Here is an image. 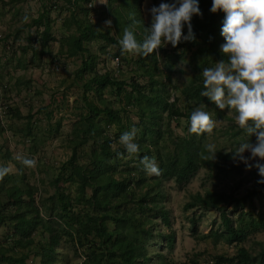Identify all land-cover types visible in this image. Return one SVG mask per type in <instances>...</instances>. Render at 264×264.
<instances>
[{
    "label": "trees",
    "instance_id": "1",
    "mask_svg": "<svg viewBox=\"0 0 264 264\" xmlns=\"http://www.w3.org/2000/svg\"><path fill=\"white\" fill-rule=\"evenodd\" d=\"M58 1L48 0L36 17L23 24L30 30L35 26L25 39L34 54H44L58 41L61 55L79 60L68 86L78 90L80 111L64 137L70 155L47 186L43 178L26 172L6 139L2 143L5 127L0 125V167L10 169L0 180V264H70V251L73 257H81L80 264H177L162 251L172 247L174 239L164 182L171 180L180 188L206 167L229 177L239 188L245 171L243 163L233 161L232 154L222 149L216 148L215 160L207 161L211 154L206 133L197 136L189 131L190 114L196 108L208 112L214 121L236 122L235 110L221 111L200 95L203 69L215 67L220 60L227 63L220 51L225 43L220 34L225 14L210 12L212 0H199L202 16L191 19L195 40L182 41L175 48L169 43L159 49V55L141 57L122 52L119 41L127 27L143 41L151 19L144 18L142 0H107L111 28L92 20L91 0H63L69 6L62 20L66 34L56 39L50 11L59 6ZM161 2L170 0H152V7ZM183 34H187L186 26ZM7 36L15 41L19 33L11 31ZM112 49L119 59L117 67L107 65ZM183 61L189 73L180 82ZM21 64L18 60L16 66ZM11 79L0 71V103L6 105V82ZM42 110L51 117L47 106ZM6 112L26 120L22 127L10 123L8 128L31 140V151L37 150L45 139L35 133L34 114L30 111L21 117L18 106H9ZM61 122L46 128L49 136H57ZM132 128L137 130L140 151L128 157L119 138ZM244 133L238 127L230 136ZM250 141L255 144L256 137ZM145 155L155 158L159 176L144 170L140 159ZM252 171L253 184L241 195L209 188L190 194L184 210L218 212V223L206 233H200L198 220L190 217V234L226 249L210 253L205 261L192 257L181 264H264V242L246 245L252 234L264 230V213L258 209L264 184L257 183L258 170Z\"/></svg>",
    "mask_w": 264,
    "mask_h": 264
},
{
    "label": "clouds",
    "instance_id": "2",
    "mask_svg": "<svg viewBox=\"0 0 264 264\" xmlns=\"http://www.w3.org/2000/svg\"><path fill=\"white\" fill-rule=\"evenodd\" d=\"M107 4L106 0L100 2ZM151 23L144 28L146 35L142 42L136 39L131 27L123 30L119 44L122 52L147 57L158 54L159 49L171 44L172 47L182 41H193L195 35L191 19L202 16L199 0H170L161 2L149 10ZM211 13L223 12L224 20L221 36L225 43L220 51L227 56L216 62L215 67L204 68V90L202 97L208 98L216 107L224 111L235 110L236 121L248 138L256 137V143L243 142L235 150H225L231 153L233 161L243 163L246 170L256 168L261 177L257 181L264 184V0H212ZM139 24L140 21H133ZM110 19L104 21V28H111ZM187 34H183L184 27ZM104 28L98 30L103 31ZM216 127V121L202 108H196L190 114V133L197 136L211 134ZM136 129L124 132L119 143L126 150L128 157L138 156L140 147L136 142ZM210 157L215 160L213 145L208 146ZM248 152L250 155H244ZM117 155L123 158L121 153ZM17 159L26 167L35 168L36 160L18 155ZM144 170L149 175L159 176L161 170L153 157L143 156L140 159ZM8 167H0V180L8 175Z\"/></svg>",
    "mask_w": 264,
    "mask_h": 264
},
{
    "label": "rangeland",
    "instance_id": "3",
    "mask_svg": "<svg viewBox=\"0 0 264 264\" xmlns=\"http://www.w3.org/2000/svg\"><path fill=\"white\" fill-rule=\"evenodd\" d=\"M140 7L143 12L144 18L147 21L150 20L151 16L148 10L152 7V0H142ZM6 17L7 21L10 22L8 27H15L13 30L16 31V25H18L19 18L16 15ZM114 52V49L110 51L112 56L110 59H108L107 62V65L109 67H112L113 65L114 67H117V65L113 61L115 57ZM58 61L63 64L62 71L59 73L65 74V76L68 71H70L73 66L76 65V63L74 62L75 60L68 59L49 62L48 67H50L51 71L44 73L42 77L41 75H38L44 81L43 84L46 85V90L51 89L53 84L59 79L56 77V73L58 72L56 70L59 68V64H57ZM53 64L55 65V67H52ZM179 66L180 68L182 67L185 70V73L178 74L179 81L183 82L186 79L189 70L185 61L180 62ZM5 75L9 77L8 74ZM6 85L9 92V99L6 101L8 107H21L20 113L21 117H23L28 113L27 107L29 106L30 100L28 96L24 94V92L31 93V91L33 90L36 91L37 88L34 89L31 85L28 86V84L24 83V81L22 80L21 83L7 81ZM76 89L77 88L73 86H68L64 89L53 91L54 94L52 93L51 95L48 93V91H44V89L41 90V94L31 93L33 96H35V98L33 99L36 103L35 105H37L38 107L45 103V105L48 106L49 113H51V117H48L45 111H40V108L42 107H38L40 112H37V110L32 112L34 114L33 124L36 128L35 133L38 137H42V139H45L44 143L42 145L40 144L35 151H31L29 149V143L31 140L25 141V137L20 132H14L12 129L8 128V125L10 123H15V127H22L25 124L26 120L24 118L15 119L12 114L7 112H5L4 114L0 113V125H2L3 127L6 126L5 130L7 131L9 139L12 141V143H10V146L13 147L12 149L15 152L14 157L19 163L21 162L17 159L18 155H22L25 158L29 159H35L37 162L35 168H29L24 166L22 163L21 164L24 166L26 172L29 175L30 173L33 174V178H43L45 180L43 186L48 185V179L55 175L58 165L67 160L70 155L69 149L63 143L64 139L60 141V139L56 138V136H49L50 134L48 135V133L46 132V128H48L50 124L55 123L54 115L57 114L59 116L58 113L60 112V110L57 109L58 106L56 105V100H61V98L66 96L65 110L68 116L66 117V122L61 123V126L59 127L60 130L57 135L62 136V138L67 135V133L70 131V123L74 120V115L80 111L79 107L81 106L76 101ZM49 97H53L55 100L52 101V99ZM44 101L49 102L47 104ZM3 104L6 107V110H8L7 105L5 103ZM225 110L228 113H231V111H228L227 109ZM238 127L239 126L237 121L234 122L229 118L216 121V127L213 129V132L211 134L206 133L208 144L213 145L214 149H222L223 151L236 149L239 144L246 142L249 139L247 134L245 133L241 134L237 138H233L232 136H230V133H232V131L234 129H237ZM250 143L252 142L250 141ZM244 155L247 157L250 154L248 152H245ZM10 168L14 169L13 166H10ZM216 173L217 172L215 169L201 167L200 169H198L195 175L180 188H178L171 180L164 182L165 190L168 195L165 205L170 209V219L172 230L174 231V239L172 247L162 248V251L177 264H181L192 257L198 258L200 261H205L210 253L226 249L222 244L214 247L211 243L207 241L197 240L190 234V217L193 216L198 220V231L200 233H206L211 227H215L218 223V212L216 210L211 209L201 211L199 209H183V205L186 201H188L190 194L197 191H203L204 189L209 188L213 190L234 191V193L241 195L253 184L252 169H245L243 177L241 178L242 181L239 188L234 187L235 182L229 177H225L222 174L216 175ZM258 209L264 213V200L258 203ZM255 240L264 242V230L252 234L250 236L249 242H247L246 245L250 247L252 241ZM229 250H231V248H229ZM69 257L70 264H80L81 257H73L71 255V251Z\"/></svg>",
    "mask_w": 264,
    "mask_h": 264
},
{
    "label": "crops",
    "instance_id": "4",
    "mask_svg": "<svg viewBox=\"0 0 264 264\" xmlns=\"http://www.w3.org/2000/svg\"><path fill=\"white\" fill-rule=\"evenodd\" d=\"M100 2H104V0H100ZM107 2V0H106ZM48 3V0H15L11 2L10 0H0V71L3 72L5 78H12V81H28V86L31 85L32 88H37V90L31 91V93H37L41 94V90L44 89V91H48V93L51 95L54 94L53 91H57L58 89H64L65 87H68L70 75L71 72L77 67L79 60L76 57H69L66 56V54L63 53L61 55L59 53L60 51V45L58 41H55L52 43L49 51H46L44 54H34V52L31 50V48H27L28 44L26 42V36L33 31L35 26H32L31 30L28 28V26L23 27V24L26 21H30L31 18L36 17L42 10L43 6ZM59 6L57 8H54L50 11V15L52 18L55 19V27L52 29V34L55 36L56 39L61 38L63 34H66L65 26L62 24L63 16L69 13V6L63 1H58ZM12 15H16L19 18L18 25H16V31L19 33V38H17L15 41L13 40L12 36H7L9 32L14 31L13 29L15 27H8L10 22L7 21V17H10ZM92 20L99 26L104 27V21L108 20L107 16V4H101L98 2V0H94V8L91 15ZM75 60L76 63L73 68L68 71L66 74H60L59 72L62 71L63 64L60 63V61L57 62L58 71L56 73V77L59 78L52 86L51 89L45 88L46 85H44V81L39 77L44 75V73L51 71L50 67H48L49 62L52 60L55 62L56 60ZM20 60L23 64L22 66H16L17 61ZM73 62V63H74ZM25 65V66H23ZM16 66V67H15ZM52 67H55L53 64ZM57 68V67H56ZM6 73V71H8ZM5 74H8L9 77H7ZM39 75V76H38ZM42 83V84H41ZM74 87V86H73ZM30 91V90H29ZM39 91V92H38ZM78 90L76 89V101L78 98L77 94ZM30 92H24L26 96H28L29 100V106L27 107V112H34L35 110H38V107H44L45 103L41 106L35 105V101L33 100L35 96H33ZM54 96V95H52ZM66 96L61 98V100H56V105L58 106L57 109L60 110L58 113L59 116L56 114L54 115L55 122L57 120L61 119V123L66 122V117L68 114L66 113L65 107H66ZM27 98V97H26ZM53 100H55L53 97H49ZM47 100V99H46ZM50 101V102H52ZM46 102V101H44ZM49 102V101H48ZM48 102H46L48 104ZM78 103L80 101H77ZM80 104V103H79ZM81 105V104H80ZM46 107V105H45ZM48 107V106H47ZM21 107L19 108L20 111ZM57 118V119H56ZM34 120V119H33ZM54 125V123H52ZM6 127V126H4ZM60 130V129H59ZM59 133V132H58ZM3 141L6 139L5 144L9 147L11 154L13 156L15 155L13 147L10 146L12 141L9 139V136L7 134V131L4 130L3 133ZM56 138H59L60 141H62V136H56ZM64 143V140H63ZM17 155V154H16Z\"/></svg>",
    "mask_w": 264,
    "mask_h": 264
},
{
    "label": "built area",
    "instance_id": "5",
    "mask_svg": "<svg viewBox=\"0 0 264 264\" xmlns=\"http://www.w3.org/2000/svg\"><path fill=\"white\" fill-rule=\"evenodd\" d=\"M88 7H90V8H94V0H91V1H89L88 2ZM114 63L116 64V65H118L119 64V59H118V57H114ZM6 112V107L4 106V104L3 103H1L0 104V113L1 114H4Z\"/></svg>",
    "mask_w": 264,
    "mask_h": 264
}]
</instances>
